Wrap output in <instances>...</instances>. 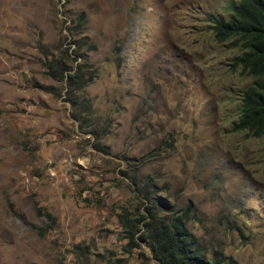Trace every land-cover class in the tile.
Segmentation results:
<instances>
[{"label": "rangeland", "instance_id": "1", "mask_svg": "<svg viewBox=\"0 0 264 264\" xmlns=\"http://www.w3.org/2000/svg\"><path fill=\"white\" fill-rule=\"evenodd\" d=\"M238 1L0 0V264H158L117 217L146 193L205 258L264 264V136L232 130L252 77L210 22Z\"/></svg>", "mask_w": 264, "mask_h": 264}, {"label": "trees", "instance_id": "2", "mask_svg": "<svg viewBox=\"0 0 264 264\" xmlns=\"http://www.w3.org/2000/svg\"><path fill=\"white\" fill-rule=\"evenodd\" d=\"M210 22L217 42L228 41L231 47L240 50L233 67L252 77L241 91L240 112L232 130L264 136V0H239L230 7L227 17L213 15ZM51 62L47 65L50 75L61 79L64 68L58 66V60ZM84 82L85 74L78 68L67 75L72 97L78 98L75 91ZM145 198L148 202L144 206L145 214L137 215L128 208L117 214L128 250L138 248V240H142L158 264H236L230 257L228 261L205 258L195 236L185 227L189 206L184 212L174 214L173 207L166 202L159 204L147 193Z\"/></svg>", "mask_w": 264, "mask_h": 264}]
</instances>
